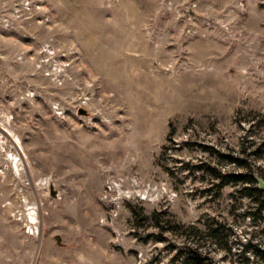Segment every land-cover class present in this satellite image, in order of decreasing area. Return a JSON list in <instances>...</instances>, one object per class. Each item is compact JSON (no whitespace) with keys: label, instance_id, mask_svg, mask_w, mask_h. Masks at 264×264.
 I'll use <instances>...</instances> for the list:
<instances>
[{"label":"rangeland","instance_id":"1","mask_svg":"<svg viewBox=\"0 0 264 264\" xmlns=\"http://www.w3.org/2000/svg\"><path fill=\"white\" fill-rule=\"evenodd\" d=\"M246 172L264 0H0V264H264Z\"/></svg>","mask_w":264,"mask_h":264},{"label":"trees","instance_id":"2","mask_svg":"<svg viewBox=\"0 0 264 264\" xmlns=\"http://www.w3.org/2000/svg\"><path fill=\"white\" fill-rule=\"evenodd\" d=\"M230 162L234 163L237 167H244V161L239 158H230ZM222 185H227L229 183L235 184H247L244 186L242 191L246 193L245 195L248 197H252L254 202L260 211L264 212V188H258V182L254 177L253 172L246 173H236L230 175H221ZM258 255L261 257L262 261H264V252L258 251ZM181 257L177 256L174 260L175 262H179ZM182 261L179 264H205L206 262L202 259L201 255L197 252H191L186 254Z\"/></svg>","mask_w":264,"mask_h":264},{"label":"water","instance_id":"3","mask_svg":"<svg viewBox=\"0 0 264 264\" xmlns=\"http://www.w3.org/2000/svg\"><path fill=\"white\" fill-rule=\"evenodd\" d=\"M81 113L82 114H86V112L84 110H82ZM255 179L258 182V188L263 189L264 188V181L259 179L257 176H255ZM51 194H52L53 197L56 198L57 194H56V192L54 191L53 188H51ZM56 239H57L58 243L60 244L61 243V238L59 236H57Z\"/></svg>","mask_w":264,"mask_h":264}]
</instances>
